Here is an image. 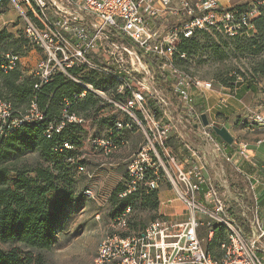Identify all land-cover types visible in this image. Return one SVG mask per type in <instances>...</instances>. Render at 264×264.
<instances>
[{
    "label": "built area",
    "instance_id": "2783aa9c",
    "mask_svg": "<svg viewBox=\"0 0 264 264\" xmlns=\"http://www.w3.org/2000/svg\"><path fill=\"white\" fill-rule=\"evenodd\" d=\"M12 1L24 3L25 9L20 11L25 36L44 52L34 71L37 77L35 89H40L58 72L83 83L78 75L70 73V69L103 73L117 80L115 94L125 98L112 99L103 95L115 110L126 114V118H117L114 125L121 131L140 129L144 139L127 163L123 183L126 190L122 195L133 193L140 185L159 188V181L164 177L173 183L186 206L188 217L184 221L177 222L170 216L161 215L144 230L125 235L129 231L128 208L119 218L116 230L99 244L95 264H264V245H260L259 240L264 237V228L259 218L256 217L255 223L259 231L257 237L246 240L242 226L229 217L217 184L206 177L201 167H186L172 152L168 144L172 127L164 123L152 107L156 104V108L162 109L158 96L128 61L129 54L136 57L149 54L159 72L171 79L172 92L180 102L188 110H194L192 89L205 93L213 89V83L177 66L175 59L179 55L180 41L194 37L203 29L219 31L230 37H248L255 32V20L263 13L264 0H253L244 8L227 7L219 0H177L176 4L173 0ZM4 2L0 0V7ZM166 11L183 19L172 29L161 30L155 22ZM120 39L131 41L135 49L120 43ZM100 53L104 57L99 62L95 56ZM180 56L185 57V54ZM5 58L7 62L0 64L5 71L13 69L22 59L12 53L6 54ZM86 87L95 91L90 83H86ZM65 117L69 122H82L75 114ZM43 118L36 102L25 112H16L10 102L0 97V139L28 122ZM252 121L250 129L255 126L264 128V112L252 110ZM63 125V120L55 126L50 125L47 132L59 131ZM208 128L204 127V135L218 147ZM92 144L98 145L108 156L119 148L104 138L93 139ZM238 147L244 157L251 155L248 143L240 141ZM84 170V166H79L80 172ZM213 223L229 229V242L222 245L225 248L222 260L206 252L199 235L202 226L210 227L208 239L212 238Z\"/></svg>",
    "mask_w": 264,
    "mask_h": 264
},
{
    "label": "trees",
    "instance_id": "16d2710c",
    "mask_svg": "<svg viewBox=\"0 0 264 264\" xmlns=\"http://www.w3.org/2000/svg\"><path fill=\"white\" fill-rule=\"evenodd\" d=\"M199 34L206 43V38L210 36L206 29L198 31L194 37L180 41L179 55L175 59L180 69L179 63L187 66L185 63L189 57L200 54V51L204 52L206 45H202L201 39L197 37ZM234 39L239 50L252 59V75L264 76V9L261 17L255 20V32L248 37L235 36ZM29 44L32 43L26 38L24 31L16 36L8 34L5 29L0 30V64L7 62L6 54L24 57L30 50L27 47ZM219 48L220 45L215 44L213 49L219 53ZM181 54H185L187 60L180 58ZM258 56L263 57L255 62ZM152 63L157 66L154 59ZM88 72L70 69L73 75H79L83 81L100 87L94 80L95 72ZM153 79L157 87L171 83L170 80L163 82L165 79L158 73ZM217 81L231 89L234 88L233 82L240 83L236 75L231 78L217 76ZM244 81L249 83V91L258 88L255 77ZM36 83L37 77L24 69L20 61L9 71L0 68V97L10 102L16 112H25L36 102L44 114L41 121L28 122L0 139V264H31V251L42 252L54 247L58 242L59 230L63 229L69 214L80 203L90 199L80 189L79 180L73 171H79V166H85L81 148L86 144L87 138L91 141L104 138L118 147L122 145V131L114 125L118 117H103L101 112L109 104L90 89L63 72L55 73L38 90L35 89ZM117 84V80H112L104 82L102 87H112L115 92ZM166 88L172 90L170 85ZM82 94L83 97L80 96ZM117 98L124 99L125 96L117 95ZM152 107L156 109V104H152ZM72 114L85 121L97 118L96 124L106 128L105 135H98V126L90 131L80 122H69L65 115ZM160 114L162 113L159 112V116ZM62 120L64 127L61 130L47 132L50 125L55 126ZM168 144L176 149L170 137ZM28 156L34 159L26 162ZM23 161L26 163L21 164ZM125 190V184L118 183L108 198L106 214L116 225L130 208V212L126 213L129 229L124 233L126 235L144 230L161 214L158 188L140 185L133 193L122 195ZM211 227L214 235L208 239L207 234L204 248L209 255L222 260L225 254L222 245L229 242V233L222 224L213 223Z\"/></svg>",
    "mask_w": 264,
    "mask_h": 264
},
{
    "label": "rangeland",
    "instance_id": "374dc122",
    "mask_svg": "<svg viewBox=\"0 0 264 264\" xmlns=\"http://www.w3.org/2000/svg\"><path fill=\"white\" fill-rule=\"evenodd\" d=\"M23 9H25L23 2L20 1L17 3L12 0H5L3 6L0 7V30L5 29L8 34L12 33L16 36L19 35V33H22L25 28V23H23L21 19L20 10ZM172 17L173 18L169 17L170 20L166 24L169 29H172L181 22L180 20L178 21V18H175V15ZM208 33L210 36L206 38V43L205 40L201 38L202 36L200 34L197 35V37L201 39L200 41L202 45H206L207 50L204 48V52L200 51V54L189 57L188 62L185 63L187 66L179 63L181 69L197 78L211 81L213 83L212 90H216L223 85L221 82L217 81V76L231 78L236 75L239 82L244 81L246 78L250 79L255 77L260 84L259 87L264 91V76L259 74L256 76L252 75V59L239 50L235 43V36L230 37L222 32H216L213 30L208 31ZM119 41L128 47L125 40L120 39ZM215 44L218 46L220 45L221 47L219 48V53L213 49ZM27 47L30 48V50H28L26 52L27 54L22 57V62L24 65H28L29 68L36 70L40 57L44 56V52L36 48L34 44H29ZM263 56H258L254 61L259 62ZM103 57V53H101L99 57L95 56V59L100 62ZM180 58L187 60L186 56ZM128 59L129 64L138 71L140 78L146 81L151 87L153 93L158 96V102L163 110L158 108H156V110L158 113H162L159 118H161L164 123L171 125L172 134H170L173 136L174 133L178 131V128H184L187 131H190L188 132L187 137H185L186 143L189 145L188 147H186L185 144L180 145V139L176 136L171 138L176 147L175 149L170 145L172 152L187 166H191L192 162L190 163L187 155H189L193 149H196V152L197 150L203 152L204 147H207L208 145V152L211 154H208L207 152L205 155L207 156V161L208 156L211 158L213 157L214 164L213 168L209 169L210 178L217 184L222 197H224L226 211L228 212L229 217L242 226L246 240L250 241L254 233L250 226H248V220L253 221L255 215L254 199H252V196L248 195V191H245V188L248 185L247 181L242 180L241 176H239L238 172L234 169L230 168L228 170V173L231 175L230 178L233 179L234 182H224L223 173L225 172V168L228 169V167L231 166L224 165L225 163L223 161L226 160L222 158V155H219L222 154V151L217 150L213 143L209 141L208 137L203 134V125L201 122L198 123V119L196 118V113H199L203 107L198 105L196 106L197 112L194 110L189 112L183 108L177 95L169 88H166L169 85L171 86V83L164 85L163 87H157L154 85L153 75L155 74L156 68L155 64L152 63L151 56L148 54H140L138 57L129 54ZM86 72L89 73L88 71ZM157 72L159 75L161 74L159 71ZM161 75L163 79H165L163 82L168 80L171 82V79H167L166 74L162 73ZM94 80L100 85V87L93 85L95 94L100 99L102 98L105 100L103 95H107L112 99L117 98L114 88L110 86L111 88L104 89L102 87L104 82H111L113 80L110 76L95 72ZM233 83V87H235L238 82L235 81ZM229 89L231 88L229 87ZM96 91H99L101 94H98ZM106 102L109 106L105 107L104 111L101 112L103 117H111L114 115L115 117L126 118L124 112L121 110H115L112 103L108 101ZM193 120L199 127L198 129L194 127V124L192 123ZM207 127H209L214 135H216L211 126ZM98 130L100 131L98 134L99 136L102 137L105 135L106 128L103 125L101 127L98 126ZM245 133V135H236L239 137L237 140H243L246 143H255L258 137L264 135V131L261 129H256L254 132H249L247 129ZM91 138H93V136H91ZM81 152L85 163V170L80 172L77 169H73V171H75L77 179L79 180L80 189L84 190L86 195H89L90 199L85 203H80L73 209L72 213L69 214L63 229L59 230L58 242L54 247L51 249H45V251L42 252H37L36 250L31 251V264H95V258L100 247L99 244L105 239V237L111 235V233L116 230V225L110 219L109 215L106 214L109 205L108 198L112 191L118 186V183L125 182L127 171L126 166L128 162H120L119 158L122 151H119V149L109 156L105 155L103 150L99 148L98 145H93L92 141L88 140V138L86 144L81 148ZM215 152H217L218 155L214 157ZM33 159L34 157L28 156V161H25L31 162ZM25 161L21 162V164L26 163ZM161 182L163 184L158 189H162L165 186L173 187V183L167 178L163 177L159 183L161 184ZM238 192H240V194ZM233 193H238V200L233 196ZM175 194L179 197L177 193ZM180 200L183 202L181 198ZM183 205V216L187 219L188 216L184 202ZM244 211L247 212L244 214ZM181 220L184 219H180V221ZM227 230L229 233L228 227ZM209 231L210 230L204 226H202L199 231V235L203 239V244L206 243ZM26 251L28 252L29 250ZM38 260L42 263L38 262Z\"/></svg>",
    "mask_w": 264,
    "mask_h": 264
},
{
    "label": "crops",
    "instance_id": "0c3cea01",
    "mask_svg": "<svg viewBox=\"0 0 264 264\" xmlns=\"http://www.w3.org/2000/svg\"><path fill=\"white\" fill-rule=\"evenodd\" d=\"M219 1L221 2L222 5L227 6V7L244 8V7H247V5L253 0H247V1L246 0L245 1L244 0H219ZM176 2L177 0H173V4H176ZM173 15H175V18H178V21L180 20L182 22L183 18L180 15H177L170 11H166L165 13H163L161 17L158 18V20H156L155 22L156 27H159L161 30L168 28L166 24L170 20L169 17L173 18L172 17ZM125 41L127 42L128 48L130 47L133 50L135 49L131 41H128V40H125ZM100 55L101 53L97 55V57H99ZM21 63L24 69L29 70L31 73H34L35 70L29 68L28 65H24V63L22 62V59H21ZM155 68H156L155 70V74H156L158 73L157 71L159 70L156 65H155ZM155 74L153 75V78ZM81 81L83 83H80V82L79 83L83 85L84 87H86V83L88 82L83 81L82 79ZM154 85H155V80H154ZM248 85L249 83L247 81H242L236 84L235 87L232 89H229V87L222 85L220 88L216 90L215 89L206 90L205 93H200L195 88L192 89V92L195 94L194 111L197 110L196 106L198 105L203 107V109L200 110L199 113H196V118L198 119V123L201 122L203 125L201 116L203 114H207L209 122H212L211 124L217 125L219 127L226 126L228 130L230 131L231 135L234 136L235 138V141L233 144H227L222 139V137H219V136L216 137V135H214V137L216 138V141L219 144L218 147L216 146L215 147L217 148V150L222 151V154H219V155H222V158L226 160V161H223L225 163L224 165L231 166V167H228V169L225 168V172L223 173L224 182H228V183L231 181L234 182L233 179L230 178L231 175L228 173V170L230 168L238 172L242 180L247 181L248 185L245 188V191H248V195L252 196V199H254V205H255L254 206L255 215L253 217V221L248 220L249 221L248 226H250V228L252 229L254 233L252 239H254V237H257L258 232H259L258 227L255 224L256 217L259 218L260 225H262V227L264 228V135L258 137L255 143H248L250 147V151H251V155L249 157H244L239 151L238 144L240 141H243V140H240V141L237 140V138L239 139V137H237L236 135H239V134L245 135L246 134L245 131L247 129L249 130V132H254L256 131V129H259V130L261 129L264 131V128H261L258 126H255V128L250 129L251 124L253 122L252 121V110L256 112L257 111L264 112V103H263L264 102V91H262L261 87H259L260 86L259 83H257L258 88L255 91H252V90L249 91ZM91 91L95 93V91L93 90ZM183 108L188 110V108H186L184 105H183ZM188 111L191 112L192 110L191 111L188 110ZM93 119L94 120L88 119L85 121V120H82L81 118L82 122L80 123L83 124V126L87 127L91 131L92 129H95L98 126L96 124L97 118H93ZM192 123L194 124V127L196 129L199 128L196 125L194 120ZM203 126L202 128L204 129L205 126L204 127ZM188 132L190 131H187L184 128H181V129L178 128V131L176 132L177 134L174 133L173 136H176L177 138L180 139V145L185 144V146L188 147L189 145L186 143V138H185L187 137ZM171 134L169 136L170 139L173 137ZM250 134L248 135L251 136ZM120 140H122V145L119 148H117V150L119 149V151H122L120 153L119 160L120 162L122 161L123 163H126L132 159V157L135 155L134 153L139 149V147L143 143L144 141L143 132L140 129L131 130V131L123 130L120 133ZM209 141L211 140L209 139ZM195 150L196 149H193L192 152L189 153V155H187L190 163L192 162L191 166H187L184 162H182L179 159V157L178 159L182 162L183 165H185L188 168L192 167V165H197L201 167L206 177L210 178L211 176L209 174V169L213 168L214 164H213V159H212L213 157L211 158L210 156H208V161H209L208 162L207 156L205 155L209 151L208 145L207 147H204L203 152L197 150L198 152L197 153ZM208 154H211V153L208 152ZM217 155H218L217 152H215L214 157ZM162 184L163 183L161 182L160 186ZM173 189L174 188L172 186L170 187L165 186L162 189H159L160 190L159 191V198H160L159 213L161 215L170 216L178 222L180 221V219L185 220L186 217L183 216L184 215L183 202L180 200L179 197L176 196L175 194L176 192ZM238 193L240 194V192ZM238 193L236 194L233 193V196H235L236 200H238L239 198V196H237ZM246 212L244 211V214ZM184 220H181V221H184ZM259 240L261 242L260 245H264V237H261Z\"/></svg>",
    "mask_w": 264,
    "mask_h": 264
},
{
    "label": "water",
    "instance_id": "95a60500",
    "mask_svg": "<svg viewBox=\"0 0 264 264\" xmlns=\"http://www.w3.org/2000/svg\"><path fill=\"white\" fill-rule=\"evenodd\" d=\"M201 120L203 122V125L206 126H211L213 131L215 132V134L219 137H222V139L227 143V144H233L235 141L234 136L231 135L230 131L228 130V128L226 126H217L214 124H211V122H209L207 114H203L201 116Z\"/></svg>",
    "mask_w": 264,
    "mask_h": 264
}]
</instances>
